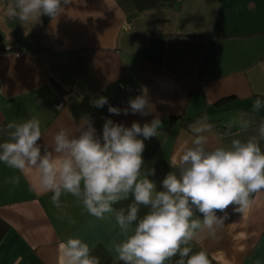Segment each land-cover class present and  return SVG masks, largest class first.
Segmentation results:
<instances>
[{
	"label": "crops",
	"instance_id": "0c3cea01",
	"mask_svg": "<svg viewBox=\"0 0 264 264\" xmlns=\"http://www.w3.org/2000/svg\"><path fill=\"white\" fill-rule=\"evenodd\" d=\"M10 2L0 0L6 48L0 49V128L35 116L44 135L40 143H50L61 127L74 128L82 117H90L102 137L107 119L130 127L159 115V136L145 139L143 152L159 191L176 170L173 157L195 139L196 121L207 118L212 126L203 133L210 148L245 140L264 121V107L253 111L257 98L264 101V0H172L144 11L134 0H72L57 19L45 22L42 16L27 29L6 15ZM120 84L140 91L122 94ZM145 89L155 105L148 116L115 115L108 104H93L107 97L123 110ZM241 114L251 119L250 129L242 132L235 124L229 129ZM5 139L0 134V142ZM16 176L20 182L14 186ZM33 183L31 175L0 162V219L8 225L0 264H16L18 258L20 264H58V244L72 236L87 242L100 264L119 261L112 245L123 237L113 214L97 219L70 194L61 196L57 209L52 193ZM253 198L244 216L230 205L217 213L227 215L222 225L197 230L192 251L206 250L210 264H264V192ZM132 202L130 195L114 208L127 209ZM148 210L140 206L139 217Z\"/></svg>",
	"mask_w": 264,
	"mask_h": 264
},
{
	"label": "clouds",
	"instance_id": "9594fccd",
	"mask_svg": "<svg viewBox=\"0 0 264 264\" xmlns=\"http://www.w3.org/2000/svg\"><path fill=\"white\" fill-rule=\"evenodd\" d=\"M71 3L72 0H11L6 15L18 18L27 29L44 15L57 19ZM93 104L97 108L108 104L109 113L115 115L130 111L148 116L155 111L146 89L130 99L129 107L123 110L111 106L107 97ZM262 107L264 101L257 98L253 111ZM233 124L247 132L252 121L241 114L229 123V129ZM161 126L159 115L143 126L133 122L126 127L107 119L102 137H98L92 119L82 117L74 128L61 127L50 143L45 139L40 143L44 138L41 121L33 116L0 128V134L6 136L0 142V162L31 175L33 187L52 193L51 201L57 209L62 206L61 196L70 194L97 219L113 214L123 239L114 242L112 248L123 264H210L208 252H193L191 242L197 230H211L224 223L227 215L218 216V212L237 205L234 211L244 216L256 203L253 197L264 192V121L245 140L233 139L229 146L211 148L203 133L212 126L207 118L196 121L191 126L195 139L191 146L181 149L178 159L173 157L170 164L176 170L167 174L163 190L158 191L149 179L155 169L145 168L143 152L145 139L159 136ZM19 182V176L12 178L14 186ZM130 195L133 202L127 209L114 208ZM140 206L149 209L143 217L138 215ZM92 252L81 238L69 237L58 244V264H100ZM16 264H20V258Z\"/></svg>",
	"mask_w": 264,
	"mask_h": 264
},
{
	"label": "trees",
	"instance_id": "16d2710c",
	"mask_svg": "<svg viewBox=\"0 0 264 264\" xmlns=\"http://www.w3.org/2000/svg\"><path fill=\"white\" fill-rule=\"evenodd\" d=\"M171 1L172 0H134L135 4L137 6V9L139 11L151 9V8L157 7V6H159L161 4H165V3L171 4ZM43 18H44L45 22H48L49 20L52 19L51 17H49L47 15H44ZM0 49L6 50V48L3 46V34L1 33V31H0ZM199 117H201V115H197L194 118L187 119L186 121L191 122V121H194L195 119H198ZM175 119H176V117L171 118L172 121H174ZM7 228H8V225L2 219H0V241L3 238ZM115 264H123V262L118 261Z\"/></svg>",
	"mask_w": 264,
	"mask_h": 264
},
{
	"label": "built area",
	"instance_id": "2783aa9c",
	"mask_svg": "<svg viewBox=\"0 0 264 264\" xmlns=\"http://www.w3.org/2000/svg\"><path fill=\"white\" fill-rule=\"evenodd\" d=\"M120 89L122 94H129V93H138L140 91L139 88H136L134 86H125L124 84H120ZM64 106L63 101H59L57 103V108L61 109Z\"/></svg>",
	"mask_w": 264,
	"mask_h": 264
}]
</instances>
